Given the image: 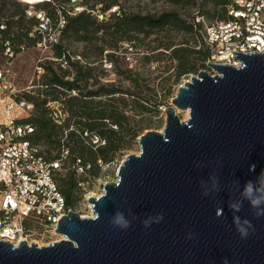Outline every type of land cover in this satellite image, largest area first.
<instances>
[{"label": "water", "instance_id": "obj_1", "mask_svg": "<svg viewBox=\"0 0 264 264\" xmlns=\"http://www.w3.org/2000/svg\"><path fill=\"white\" fill-rule=\"evenodd\" d=\"M234 55L177 88L92 217L70 211L47 246L0 241V264H264V53Z\"/></svg>", "mask_w": 264, "mask_h": 264}, {"label": "rangeland", "instance_id": "obj_2", "mask_svg": "<svg viewBox=\"0 0 264 264\" xmlns=\"http://www.w3.org/2000/svg\"><path fill=\"white\" fill-rule=\"evenodd\" d=\"M58 1L54 0V3L45 9L42 6L36 7L35 4L28 6L21 4L18 9L8 3L4 5L3 13L6 16L13 15L16 19L18 11L22 10L25 19L22 20V27L31 30L32 34L30 37L32 40L36 41L39 36L41 37L39 43L33 44L32 40H27V46L15 54L14 58L9 62L0 58V65L9 72L11 88L18 93L16 95L22 96L25 93L36 91L37 88L43 90L39 86L42 83V77L45 75L43 66L51 65L52 67H57L59 63L55 62L57 60L54 58L51 45L48 42L55 32V28L53 27L52 31L44 30L39 25L40 31H38L37 24H35L36 21L40 23L41 20L38 17H41L44 22L49 21L48 23L53 25L55 17L58 18L60 15V11L54 14L53 10ZM112 1L116 3L110 5V9L101 16V7L108 5ZM1 2L2 0H0V4ZM77 6L81 8L80 10L86 9L92 12V15L99 23L100 21H105V19H110L113 13L115 15L126 13L155 17L163 13H175L179 19L185 22V25H190L198 12L210 14L208 15L210 21L222 13V10L214 6L213 0H189L188 3L179 5L170 4L166 0H80ZM93 6L94 10L91 11L90 9ZM63 7L67 12L71 11L73 13L75 10L70 4H64ZM50 14H54L53 18L49 16ZM0 15L2 14L0 13ZM102 35L101 32L96 33L92 42L74 41L70 38L63 39L60 33L56 36L57 41L62 39L60 43L70 55L71 62L75 63L74 68L72 67V72L74 73L68 76L69 79L76 75V67L82 73L87 71V69H91L86 84L79 82L80 90L72 91L69 96H78V100L83 101L86 93L95 91L99 87L119 91L120 93L114 95L115 103L113 105L128 117L125 127L131 132L135 131L138 136L131 141L127 137L123 138L121 146L113 154L109 162L97 160L98 166L92 170L95 174H92L91 170L90 172H80L78 170L75 172V179L83 182L84 189L81 188L80 191H76L75 197L77 199L72 206V211L82 217L92 216L91 205L87 199L100 196L103 192L104 184L116 181V171L127 155L139 153V136L147 131L162 132L165 125L164 109L171 106V100L176 95L177 88L184 82L189 81L191 76L196 75L195 73L178 75L177 62L172 59L171 50H166L168 46L194 49L197 46V42L191 31L167 26L164 30L153 32L148 36L130 33L132 41L117 40L116 48L109 47L114 40L109 39V37L102 38ZM98 49H102L101 54H98ZM110 54L113 55V61L108 58ZM191 57L197 58L198 55L193 53ZM115 59L116 61H114ZM196 65L198 68L197 73L202 70L213 73L210 68H202L199 60L196 61ZM60 76L62 75L60 74ZM44 97L49 103L47 116L53 122L55 121L58 123L57 125H60L64 120L69 123V127L76 128L73 124L74 120L70 118L69 113L67 114L66 106L62 104L61 100H58V102L52 101V95L50 94H44ZM99 99L97 98L93 101ZM106 100L107 96H104L100 101L109 104ZM90 106L93 109L92 105H87V107ZM19 113H23V111L16 109L12 111V116ZM33 113L34 111L30 113V116ZM176 115L182 122L188 119L186 111L176 110ZM2 122H4L3 115L0 116V123ZM65 135L66 132L63 131L61 142L65 141ZM49 148V145L41 144L42 150L46 151ZM63 150L65 151V148ZM64 156V162L57 173V178L65 177L69 168L73 169L70 153L64 152ZM53 239L55 241L62 240L59 235L54 236ZM46 242V240H37L38 245H44Z\"/></svg>", "mask_w": 264, "mask_h": 264}, {"label": "trees", "instance_id": "obj_3", "mask_svg": "<svg viewBox=\"0 0 264 264\" xmlns=\"http://www.w3.org/2000/svg\"><path fill=\"white\" fill-rule=\"evenodd\" d=\"M71 0H59L53 8L54 14L60 11V15L55 17V22L47 24V30L53 29L57 26L60 19L64 21L63 27L60 29V35L63 39H73L74 41H86L92 42L94 40L95 34L101 32L102 38H107L114 40V42L109 45L110 48H116V43L121 40L131 42L130 33L151 35L153 32H160L164 30L167 26L175 27L181 30L191 31L196 39L197 46L194 49L187 48H172L168 46L166 50H171V57L177 62L178 75H188L190 73L197 74L198 68L196 61H200V66L206 67L205 62L208 59V52L204 49L201 43L200 35L198 33L199 27L195 25L192 21L190 25H185V22L177 17L175 13H163L158 17L155 16H140L120 13L115 15L113 13L110 19H105V21L97 22L92 12L81 10L77 13L67 12L63 7L64 4H70ZM168 3L173 5H179L181 3H188L189 0H166ZM9 4L14 8L18 9L21 4L28 6L18 0H2L0 4V25H4V30H0V54L4 50V44L7 42L11 49L17 54L23 47L27 46L26 41L32 40L30 35L31 30L24 29L22 27V20L24 15L22 10L18 11L17 19L13 15L6 16L3 13L4 5ZM54 0H45L35 3L36 7L42 6L45 9ZM116 2L112 1L108 5L101 7V16L109 10L110 5H114ZM228 0H213L214 6L222 10L221 15H217V19L225 18V6ZM94 10V6L90 9ZM53 15H49L53 18ZM196 15L207 16L206 19L209 20L210 14L196 13ZM212 18V17H211ZM213 20V19H212ZM49 22V21H48ZM38 31L42 22L36 21ZM33 31V30H32ZM42 32V31H41ZM41 35V33H39ZM61 38V37H60ZM41 37L32 40V43L40 42ZM62 39L57 41L58 43L51 46L54 58L59 62L57 67H52L51 65H44L45 75L42 77V83L39 84L43 90L38 88L34 92H28L22 96L17 95V101H23L31 104L32 110L25 116L17 120L18 123L28 125L32 128V133L27 136L29 142L33 145L41 147V144L49 145L50 148L46 151H41V156L46 162L59 161L61 165L64 162V152H69L71 155V166L73 169L67 171V175L63 178H57V173L55 176V181L57 186L65 198L67 206L72 209V206L77 199L75 197L76 191L81 190L80 184L83 182L81 180L75 179V172L78 170L80 172L92 171L97 168V160L101 162H109L113 154L121 146L123 138L127 137L129 141L134 140L138 135L137 133L131 132L125 126L127 125L128 117L124 115L122 111H119L113 104L115 103L114 95L120 93L114 89H108L104 87H99L95 91H90L84 95L85 99L82 101L78 100V96H69L72 91H79V82L86 84L88 76H90L91 69H87L82 73L80 69L76 66V75H73L72 79H69V75L72 72V67L74 68L75 63L71 62L70 55L63 48L60 43ZM118 40V41H117ZM29 46V44H28ZM101 54L102 49H98ZM196 53L197 58H192L191 54ZM110 61H113V55H108ZM116 61V59L114 60ZM60 74L62 76H60ZM44 94L52 95V101L58 102L61 100L62 104L66 106L67 114L69 113L70 118L74 120V127H69V123L63 120V123L57 125V122H53L48 115V102ZM47 96V95H46ZM107 96L109 104L106 102L102 103L100 100L102 97ZM42 99L39 100V98ZM89 98V99H87ZM97 101H93L95 99ZM83 104L81 106L80 103ZM87 105H92L93 109L87 107ZM79 107V108H77ZM34 111L33 115L30 113ZM67 122V123H66ZM66 132L65 141L61 142L62 133ZM84 133L88 135L97 136L103 145H93L89 138L84 137ZM65 148V151L63 150ZM54 153V155H52ZM92 174H95L93 171Z\"/></svg>", "mask_w": 264, "mask_h": 264}, {"label": "built area", "instance_id": "obj_4", "mask_svg": "<svg viewBox=\"0 0 264 264\" xmlns=\"http://www.w3.org/2000/svg\"><path fill=\"white\" fill-rule=\"evenodd\" d=\"M79 1H70L74 13L81 11L77 6ZM38 18L42 29L47 30L48 21ZM193 23L199 27L202 46L208 52L207 68L208 63L240 67L234 54L264 53V0H228L224 19L210 21L196 15ZM63 24L60 19L53 28L55 32L48 41L51 46L57 43L56 36ZM4 28L0 25V30ZM14 55L6 42L0 58L9 62ZM208 73L211 76L215 74ZM16 94L11 88L9 72L0 65V116H4V122L0 123V241L13 246H18L21 241L38 247L47 246L61 240L53 239L58 236L57 224L72 209L67 206L55 181L61 163L46 162L40 154L41 147L27 139L32 128L17 122L33 106L17 101ZM16 109L23 113L12 116ZM84 137L89 138L93 145L104 144L95 135L84 133ZM80 186L84 189L83 184ZM37 240L47 242L38 245Z\"/></svg>", "mask_w": 264, "mask_h": 264}, {"label": "bare ground", "instance_id": "obj_5", "mask_svg": "<svg viewBox=\"0 0 264 264\" xmlns=\"http://www.w3.org/2000/svg\"><path fill=\"white\" fill-rule=\"evenodd\" d=\"M18 1H20V2H22L24 4H27V5H33L35 3H38V2L44 1V0H18ZM186 116H188V112L187 111H186ZM90 217H92V216H90ZM61 238L64 239L62 236H61Z\"/></svg>", "mask_w": 264, "mask_h": 264}]
</instances>
